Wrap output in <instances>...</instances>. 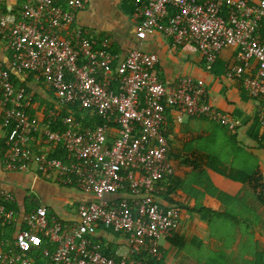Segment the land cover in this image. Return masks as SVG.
I'll return each instance as SVG.
<instances>
[{
	"label": "built area",
	"instance_id": "2783aa9c",
	"mask_svg": "<svg viewBox=\"0 0 264 264\" xmlns=\"http://www.w3.org/2000/svg\"><path fill=\"white\" fill-rule=\"evenodd\" d=\"M21 1L20 11L13 13L0 0V41L11 49L13 67L21 74H36L52 88L59 110L79 104L96 111L103 123L82 128L72 117L59 119V110L44 121L31 119L32 96L26 86L14 83L0 61V111L6 130L3 169L33 168L95 199L80 203L77 221L65 226L45 206L17 210L15 195L0 189V264H152L104 255L102 241L91 236L93 229L126 235L132 255L142 250L160 258L161 242L172 238L179 226L178 212L158 201L175 173L169 129L164 126L168 112L177 123L206 118L230 131L240 122L207 102L204 81L184 77L177 87L166 84L155 73L159 63L155 53L134 50L114 69L112 53L99 48L85 30L73 28L76 13L87 0ZM134 2L140 41L167 21L165 35L199 52L208 72L225 49L239 50L238 64L228 74L232 79L242 78L256 62V75L245 77L243 87L262 101L258 118L264 133V0ZM116 81L117 90L112 88ZM58 123L64 128L58 125L53 130ZM35 135L66 157L37 152L32 146ZM109 195L121 197L108 200Z\"/></svg>",
	"mask_w": 264,
	"mask_h": 264
},
{
	"label": "crops",
	"instance_id": "0c3cea01",
	"mask_svg": "<svg viewBox=\"0 0 264 264\" xmlns=\"http://www.w3.org/2000/svg\"><path fill=\"white\" fill-rule=\"evenodd\" d=\"M3 1L8 12L20 11L21 0ZM134 4V0H87L85 7L76 13L73 28L85 30L99 48L105 47L111 52L114 69L132 51L140 50L159 56L155 73L172 87H177L184 77L204 81L207 102L238 120L240 125L233 132L226 130L231 142L219 130L215 136L213 126L220 127L219 124L201 118L184 119L177 123L175 115L168 112L169 125L172 128L176 126L174 132L178 138L173 155H185L182 141L202 138L204 146H212L226 165L260 172L264 186V133L258 118L262 101L249 94L241 84L242 78L232 79L228 75L238 64L239 50L230 48L221 51L213 71L208 72L199 52L187 44H175L165 35L167 21L160 24L154 35L138 40ZM63 35L66 36L67 32ZM0 61L12 73L14 83L26 86L32 96L28 108L31 119L44 121L50 112L60 109L52 88L36 74H21L13 67L12 51L3 41H0ZM253 65L256 66V62L253 61ZM251 71L246 70L248 74ZM214 136L215 139H211ZM5 137L4 118L0 111V189L15 195L21 212L31 211L38 204L47 207L51 214L58 215L65 226L77 221V206L94 201V196L62 186L54 175H39L33 168L5 171L2 166ZM37 137L38 150L56 154L57 150L46 139ZM176 169L173 185L169 184L172 190L158 201L164 207L179 208V226L173 239L161 242V257L157 264H264V209L258 204L256 192L248 184L228 180L208 169L200 171L187 165ZM120 197L109 195L106 199ZM91 236L104 245L109 243L116 247V258L132 255L126 235L95 227ZM173 240L184 242L183 247L173 244Z\"/></svg>",
	"mask_w": 264,
	"mask_h": 264
},
{
	"label": "trees",
	"instance_id": "16d2710c",
	"mask_svg": "<svg viewBox=\"0 0 264 264\" xmlns=\"http://www.w3.org/2000/svg\"><path fill=\"white\" fill-rule=\"evenodd\" d=\"M223 14L225 16L228 15V9L227 8H223ZM253 66L254 67H252V69H251L252 71L250 72V74H248L245 70L242 79H240L242 85H243V80L245 77H248V76L254 77L256 75L257 67L255 65H253ZM13 79H14V77H13ZM118 86H119L118 81H116V82H114L112 88L116 90ZM28 113H29V110H28ZM58 115H59L58 118L61 120L64 118H67V117H72L76 122L81 124L82 128H87V127L95 128V127H97L103 123V120L98 116L96 111H94V110L90 111V110L82 109L79 104L70 105L65 110H59ZM47 118L48 117H46L44 120H46ZM201 119H206V118H201ZM206 120H208V119H206ZM214 123L217 124L216 122H214ZM58 125H61V127H63L62 123H58V124L53 125L52 129L53 130L58 129ZM112 125L114 127L117 126L116 124H112ZM164 126L169 129V132L167 133V139H168L169 144L171 146V151L169 153V157H170V160L173 164L175 172H176V170H177L176 168L178 166L187 165L188 167L192 166L193 169L200 170V171L202 170V168L208 169L217 175H220V176H222L228 180H231V181H234L237 183H241L243 185L248 184L251 187V189H253L256 192L258 204L260 205V207H262L264 209V186H262V184H261L262 178H261L260 172L237 169V168H234L232 166L226 165L223 162V160L220 158V156L217 155L212 150V146L211 147L208 145L204 146L203 140H200L202 138H199V139L196 138L195 140L191 139V141H187V142L182 141L183 142L182 145H184L183 150H184L185 155L183 157H177V156L173 155L174 143L178 139L176 137L177 135L175 136V132H174L176 126H174V128H172V126L169 125L168 121L164 123ZM179 128H181V125H179ZM218 128L223 130V131L227 130L226 127L221 126V125ZM231 132H233V131H231ZM37 139H38V137L35 135L33 137L32 146L37 147V144H36ZM3 148L6 151V147L4 146ZM36 150H37V152L40 151V150H38V148ZM55 157L64 159L66 157V153L63 152L62 150H60L59 148H57ZM174 175H175V173H174ZM174 175L169 180L170 184H172V185H173L172 180L174 179L173 178ZM170 190H172L171 186H170V188H168V192H170ZM172 208L175 209L177 212L180 211L179 208H177V207H172ZM16 209L18 210L17 205H16ZM174 236H175V234H174ZM173 238L174 237L169 238V239H173ZM172 243L179 246V247H183V245H184L183 244L184 242L178 243V242H176V240H173ZM103 253H104V255H106L108 257L115 256L116 255L115 254L116 253V247L112 246L109 243H105V245L103 244ZM131 257H132V259L141 260L144 262H150L152 264H157L159 261L158 258H153L149 254H147L146 252H144L142 250H134V253H133V255H131ZM117 259L120 260V258H117Z\"/></svg>",
	"mask_w": 264,
	"mask_h": 264
},
{
	"label": "rangeland",
	"instance_id": "374dc122",
	"mask_svg": "<svg viewBox=\"0 0 264 264\" xmlns=\"http://www.w3.org/2000/svg\"><path fill=\"white\" fill-rule=\"evenodd\" d=\"M213 129H214V134H215V136H216V132H217V130L219 129L217 126H213ZM220 130V132L222 133V134H224V136L227 138V139H229L231 142H232V139H230V135L226 132V131H223V130H221V129H219ZM210 131V130H209ZM215 136L214 137H211V139L213 138V140L215 139ZM216 153V152H215ZM214 153V154H215Z\"/></svg>",
	"mask_w": 264,
	"mask_h": 264
}]
</instances>
